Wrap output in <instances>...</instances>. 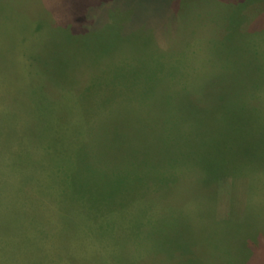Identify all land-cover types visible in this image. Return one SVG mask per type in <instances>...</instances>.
I'll use <instances>...</instances> for the list:
<instances>
[{
  "label": "rangeland",
  "instance_id": "rangeland-1",
  "mask_svg": "<svg viewBox=\"0 0 264 264\" xmlns=\"http://www.w3.org/2000/svg\"><path fill=\"white\" fill-rule=\"evenodd\" d=\"M0 264H264V0H0Z\"/></svg>",
  "mask_w": 264,
  "mask_h": 264
}]
</instances>
